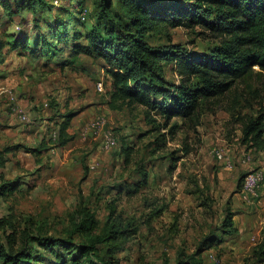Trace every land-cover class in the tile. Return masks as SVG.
<instances>
[{
	"label": "rangeland",
	"instance_id": "obj_1",
	"mask_svg": "<svg viewBox=\"0 0 264 264\" xmlns=\"http://www.w3.org/2000/svg\"><path fill=\"white\" fill-rule=\"evenodd\" d=\"M42 1L12 19L0 7V185L7 187L0 190V251L4 245L10 252L13 235L14 249L28 248L31 264H55L58 255L78 264H264V150L242 142L243 117L264 113V76L203 105L196 128L179 119L166 125L165 95L149 108L112 110L110 68L86 39L101 0ZM112 3L115 17L128 23L121 0ZM50 24L53 34L56 24L68 33L65 43L52 39ZM26 38L28 49H14L15 39ZM147 40L164 50L211 53L224 38L198 26L162 25ZM164 67L166 81L178 84L172 66ZM67 120L72 140L62 145ZM106 133L116 147L104 148ZM123 147L133 148L130 162ZM250 173L263 181L245 200L242 182ZM228 211L233 228L223 226ZM118 223L129 239L111 254L101 239L114 236ZM37 237L66 243L49 247Z\"/></svg>",
	"mask_w": 264,
	"mask_h": 264
},
{
	"label": "trees",
	"instance_id": "obj_2",
	"mask_svg": "<svg viewBox=\"0 0 264 264\" xmlns=\"http://www.w3.org/2000/svg\"><path fill=\"white\" fill-rule=\"evenodd\" d=\"M39 1L42 0L22 4L16 0H0V7L4 15L12 19L21 16L26 9L35 11ZM100 2L101 12L97 18L96 15L88 17L95 21V27L87 33L86 39L92 52L110 68L114 89L109 102L112 110L132 103L149 108L155 105L156 96L165 95L161 109L166 125L179 119L184 126L196 128L200 124L203 105L219 104L237 85H249L255 77L264 76V0H186L178 5L174 0H121L128 23L115 17L112 0ZM209 12L217 15L216 21L206 19ZM88 14L89 9H86L83 18L87 19ZM101 17L106 18L108 25H102ZM162 25L188 29L202 27L223 37V45L211 53H188L176 46L165 50L153 47L147 36ZM54 27V24L48 25L52 39L65 43L68 33L56 24L59 29L53 34L51 28ZM47 35L40 41L45 49L50 42ZM11 44L14 49L29 48L27 38L23 41L15 39ZM2 49L0 42V54ZM43 54L46 51L43 50ZM164 64L175 70L178 84L166 81ZM166 88H172L174 93L169 94ZM242 120V142L264 150V113L257 117L245 116ZM69 127V120L61 126L62 145L72 140ZM122 153L130 162L133 148L123 147ZM6 188L0 185V190ZM223 223L224 228L234 227L233 212H227ZM116 227L114 236L101 239L109 244L111 254L122 249L129 239L127 229H123L121 223ZM7 239L10 252L1 245L0 264H31L28 248L16 251L13 235ZM36 240L58 248L66 243L62 238L37 237ZM94 242L92 238L90 248L83 251L85 256H89ZM57 258L55 264H68L69 261L78 264L77 260H68L65 255Z\"/></svg>",
	"mask_w": 264,
	"mask_h": 264
},
{
	"label": "built area",
	"instance_id": "obj_3",
	"mask_svg": "<svg viewBox=\"0 0 264 264\" xmlns=\"http://www.w3.org/2000/svg\"><path fill=\"white\" fill-rule=\"evenodd\" d=\"M100 90L103 89V86L100 84L98 87ZM104 124V121H99L96 123H92L91 126H102ZM104 148L106 149H112L118 145L117 139L114 135L111 133H106L104 135ZM224 152L220 151L217 153V155L220 158L224 157ZM263 181V176L261 173H250L248 174L245 179L242 182V193L243 194H254L256 192V189L261 185V182Z\"/></svg>",
	"mask_w": 264,
	"mask_h": 264
},
{
	"label": "crops",
	"instance_id": "obj_4",
	"mask_svg": "<svg viewBox=\"0 0 264 264\" xmlns=\"http://www.w3.org/2000/svg\"><path fill=\"white\" fill-rule=\"evenodd\" d=\"M243 198L245 199V200H249V196L247 195V197H244V195H243Z\"/></svg>",
	"mask_w": 264,
	"mask_h": 264
}]
</instances>
